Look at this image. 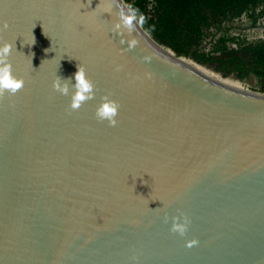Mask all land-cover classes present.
Returning <instances> with one entry per match:
<instances>
[{"label": "water", "instance_id": "water-1", "mask_svg": "<svg viewBox=\"0 0 264 264\" xmlns=\"http://www.w3.org/2000/svg\"><path fill=\"white\" fill-rule=\"evenodd\" d=\"M4 21L24 85L0 94V264H264V94L174 58L123 0H0ZM78 65L73 109L52 83Z\"/></svg>", "mask_w": 264, "mask_h": 264}, {"label": "trees", "instance_id": "trees-1", "mask_svg": "<svg viewBox=\"0 0 264 264\" xmlns=\"http://www.w3.org/2000/svg\"><path fill=\"white\" fill-rule=\"evenodd\" d=\"M125 1L168 54L210 77L235 82L253 78L252 91L264 94V39L248 40L227 26L243 16L255 26L264 19V0Z\"/></svg>", "mask_w": 264, "mask_h": 264}, {"label": "clouds", "instance_id": "clouds-1", "mask_svg": "<svg viewBox=\"0 0 264 264\" xmlns=\"http://www.w3.org/2000/svg\"><path fill=\"white\" fill-rule=\"evenodd\" d=\"M127 21H125L126 23ZM119 27V23L116 25ZM8 27L7 21L0 23V31ZM34 43V42H33ZM13 43L9 41L0 42V94L8 91L15 94L17 90L21 89L24 85V78L18 77L13 73L12 63L9 59ZM75 83H71V78L62 79L58 76L52 83L53 88L61 92L62 94H69L70 87L74 89L71 91V104L73 109L78 108L81 103L87 99H91L94 95V84L86 75L85 69L78 65V70L74 73ZM118 102L113 99L105 98L103 102L97 107L96 115L100 119H106L110 124L116 123V116L118 113ZM188 227V218L173 217L172 230L179 232L183 235ZM187 246H192L198 241L192 239L187 241Z\"/></svg>", "mask_w": 264, "mask_h": 264}, {"label": "rangeland", "instance_id": "rangeland-1", "mask_svg": "<svg viewBox=\"0 0 264 264\" xmlns=\"http://www.w3.org/2000/svg\"><path fill=\"white\" fill-rule=\"evenodd\" d=\"M127 7L129 5L126 3L125 0H123ZM228 27H232V34L234 35H242L246 37L248 40H257V39H264V19H261L257 22L255 26H252L251 21L246 17L243 16L240 20H235L229 24H227ZM207 67V66H205ZM209 68V67H207ZM211 69V68H209ZM210 77V76H209ZM210 78L220 79L217 76H213ZM224 80V79H222ZM228 80V79H225ZM233 83H238L243 85L245 88L252 90L253 88H256V81L252 78L251 80L247 82H235L232 80H228Z\"/></svg>", "mask_w": 264, "mask_h": 264}, {"label": "bare ground", "instance_id": "bare-ground-1", "mask_svg": "<svg viewBox=\"0 0 264 264\" xmlns=\"http://www.w3.org/2000/svg\"><path fill=\"white\" fill-rule=\"evenodd\" d=\"M177 59V58H176ZM179 60V59H178ZM180 61V60H179ZM182 62V61H181ZM182 63H184V62H182ZM185 64V63H184ZM187 65V64H186ZM188 66V65H187ZM190 67V66H189ZM192 69H194V68H192ZM194 70H196V69H194ZM196 71H198V72H200V73H202V74H204V75H206L202 70H196ZM207 76V75H206ZM209 77V76H208ZM212 79H214V80H216V81H218V82H221V83H223V84H225V85H228V86H230V87H233V88H236V89H240V90H243V91H246V92H248V89L247 88H245L243 85H241V84H238V83H233V82H230V81H228V80H222V79H215V78H212Z\"/></svg>", "mask_w": 264, "mask_h": 264}]
</instances>
